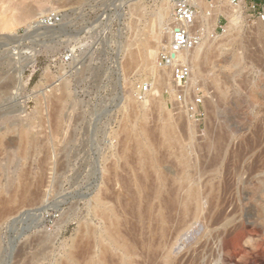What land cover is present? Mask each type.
<instances>
[{
	"label": "rangeland",
	"instance_id": "374dc122",
	"mask_svg": "<svg viewBox=\"0 0 264 264\" xmlns=\"http://www.w3.org/2000/svg\"><path fill=\"white\" fill-rule=\"evenodd\" d=\"M165 3L0 0V181L23 170L44 183L39 199L5 214L0 264H10L39 235L54 236L50 244L59 257L80 234L81 222L101 224L97 199L115 204L129 225H140L149 241L144 264H264V195L255 180L263 164L257 157L264 155V97L251 98L257 86L264 90V21L245 1L232 27L227 16L217 17L216 55L211 64L202 62L189 87L187 102L204 101L203 116L194 118L177 100L170 69L158 86L163 43L147 62L128 63L143 34L156 32ZM167 6L166 21L172 2ZM25 8L32 15L23 17ZM52 14L60 21L50 25ZM145 83L151 89L142 94ZM143 121L168 177L187 173L201 191L200 211L191 206L186 212L184 194L178 196L171 182L156 195L154 167L135 150L124 152L127 128L140 130ZM165 121L174 125L176 141L162 132ZM23 132L30 137L25 150ZM168 139L170 147L163 145Z\"/></svg>",
	"mask_w": 264,
	"mask_h": 264
},
{
	"label": "bare ground",
	"instance_id": "6f19581e",
	"mask_svg": "<svg viewBox=\"0 0 264 264\" xmlns=\"http://www.w3.org/2000/svg\"><path fill=\"white\" fill-rule=\"evenodd\" d=\"M166 2L167 4L165 3L157 14L156 32L154 33V35H148L146 32L143 34L144 37L139 40V49L136 51L131 50L129 53V64L138 63L140 59H143L145 62H147L148 60L152 59V56L158 54L159 44L163 43V45H165L164 43H167L170 40L171 13L167 21L166 16L169 13V7L167 6L168 2H172V0H166ZM197 2L201 6L200 19L202 23H204V37L200 44L190 50L187 55V59L191 63L192 79H194L195 77L196 70L201 69L200 67H202L201 64L204 60L209 61L210 64L212 62L211 58L215 53L213 41L217 37L214 30L217 25V17L222 14L227 16L230 22V24L228 23L230 28L238 20L239 16L237 14L239 13L241 5L243 4V0L241 5L236 6L232 5L230 2H228V0H197ZM32 13L33 12L30 8H25L23 9L21 14L23 17H28L32 15ZM212 18H214V20L211 21ZM166 28L167 30L164 31V29ZM262 30H264V24H262L261 30L259 31ZM235 60L238 61L239 58L236 57ZM209 69L212 70L211 67ZM148 70H150L153 74L156 72L155 69ZM168 75L170 76V70L164 68L163 72H161L156 79L158 82V86H161L166 82V78L168 77ZM166 85L167 84H165V86ZM263 97L264 90L262 89V86L259 85L257 86V88H255L254 94H252L251 98L254 102H260ZM206 105L210 107L208 104ZM210 111H212V109ZM143 122L145 125V121ZM176 123L178 125H181L178 122ZM186 123L187 122H185V124ZM185 128L189 129L188 127ZM147 129L148 128H146V125L143 126V124L141 125L140 130H136L135 128L129 126L127 130L130 142L124 144V152L127 153V151L130 149L135 150L136 154L140 156L141 162H143L144 165L154 167L155 180H152V175L149 170L145 172L144 177L146 183H150L153 181V186L155 187L154 192L156 193V195H160L166 188L167 183L171 182L172 185L176 188V191H174L176 192V194H178L179 192H182L184 194L183 204L186 212H189L191 206H194L193 208H196L195 210L200 211L203 203L201 191L194 183H191L190 176L187 173L178 178L173 177L172 179H170L168 177L167 173L165 172V166H162L160 160L158 159L155 142L151 141L150 138L148 139V135L152 133H149V129ZM162 132L168 138H172L173 140H175L173 137L175 134V127L171 122L165 121L162 127ZM170 139L163 143V145L167 147L173 145V140ZM22 140L23 148H21L25 150L27 148V145L30 143V137L27 132L22 133ZM21 151L22 150H20V152ZM183 151L184 156H182L183 159L181 160V165L183 169L186 170L190 166L189 158L186 155L187 147L183 148ZM260 153L261 154H259V156H256H258L257 158H259L260 162L263 164H261V167H259L262 169H259L258 172H256L255 180L259 192L264 195V167H262V165L264 166V155L262 154V152ZM256 163H258V161ZM114 171L116 172L117 170L114 169ZM29 172L22 170V172L19 173L18 176H9L5 182L0 181V228L3 218L6 217L5 214H11L13 210H10H15L14 207H16V205L23 204L22 206H24V204L27 205L26 203L30 201L32 202L33 200L35 201V199L40 197L39 193L41 194L42 192H40L39 190L44 184L42 183V178L39 176L32 177ZM156 195L154 196L156 197ZM179 195L180 193L178 194V196ZM180 196H182V194ZM137 197H139V195L133 196L135 200L137 199ZM112 205L103 202L102 199H97L95 209L102 217L101 224L99 226H94L87 222H81L79 225L80 234L72 239V242L68 248H63L64 245L62 246L63 250L61 251L59 257L55 256V251L52 250L54 247V243L52 242V244H50L54 236L51 239L47 235L40 236L38 234L40 237L38 236V238L34 240V243L26 242L21 246V248H19L16 255H13L14 259L12 260V262L10 261V264H144V254L146 252H144V248L147 244L146 242L149 241L143 239V233L142 237L141 233L138 232V229H140V225H138L137 228H135L136 225H129L131 222L125 221V219L122 218L121 215L117 212L118 210L116 208L114 209ZM17 207L16 209H18ZM151 211H153L152 207ZM161 213L162 211H159L160 216ZM130 231L133 233V235L132 233L128 234L130 233ZM142 232L144 231L142 230ZM152 247L153 248L151 249H155L154 245ZM3 249L4 248L0 239V260ZM165 250L162 249L160 251H164L165 253ZM155 251L154 253L156 254L158 251Z\"/></svg>",
	"mask_w": 264,
	"mask_h": 264
},
{
	"label": "built area",
	"instance_id": "2783aa9c",
	"mask_svg": "<svg viewBox=\"0 0 264 264\" xmlns=\"http://www.w3.org/2000/svg\"><path fill=\"white\" fill-rule=\"evenodd\" d=\"M241 1L228 0L234 6L239 5ZM243 1H245L249 11L256 12L258 18L264 21V0ZM200 14L201 6L197 0H172L171 37L161 48L157 59L158 66L171 70V81L177 89V100L187 105L194 118L203 116L201 107L204 101L202 97L197 96L194 102H187V96L190 94L189 87L192 83V68L187 55L190 50L200 44L204 37V23L200 19ZM46 19L50 25L60 21V17L55 14L48 16ZM150 89V84L145 83L139 91L146 94Z\"/></svg>",
	"mask_w": 264,
	"mask_h": 264
}]
</instances>
